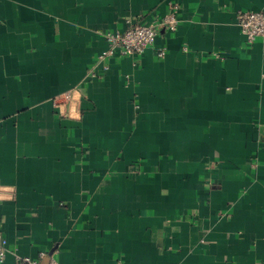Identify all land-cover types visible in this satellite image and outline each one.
Instances as JSON below:
<instances>
[{
    "label": "crops",
    "instance_id": "0c3cea01",
    "mask_svg": "<svg viewBox=\"0 0 264 264\" xmlns=\"http://www.w3.org/2000/svg\"><path fill=\"white\" fill-rule=\"evenodd\" d=\"M172 4L176 31L104 68L108 31ZM240 9L264 0H0L6 264H264V37Z\"/></svg>",
    "mask_w": 264,
    "mask_h": 264
},
{
    "label": "built area",
    "instance_id": "2783aa9c",
    "mask_svg": "<svg viewBox=\"0 0 264 264\" xmlns=\"http://www.w3.org/2000/svg\"><path fill=\"white\" fill-rule=\"evenodd\" d=\"M179 6L172 4L168 12L162 17L154 20L152 23L145 21L127 20V26L123 31H108L106 33L107 46L99 55V62H103L105 69H108L107 60L114 56H139L142 55L148 47L154 44L161 28L169 31H176L179 25L178 17ZM237 23L246 36L249 44L255 42L259 37H264V10H243L237 12ZM160 56L164 51L160 50ZM97 71H91L88 75L91 79L98 77ZM80 88L67 91L62 95L55 97L56 106L62 107L66 102H76L77 94L80 95ZM7 239L0 233V264H6L8 252ZM44 253L41 254L42 258ZM12 264H42L41 259L31 257H18ZM47 264H61L56 259L51 258Z\"/></svg>",
    "mask_w": 264,
    "mask_h": 264
},
{
    "label": "water",
    "instance_id": "95a60500",
    "mask_svg": "<svg viewBox=\"0 0 264 264\" xmlns=\"http://www.w3.org/2000/svg\"><path fill=\"white\" fill-rule=\"evenodd\" d=\"M47 262H48V259H46L42 264H47Z\"/></svg>",
    "mask_w": 264,
    "mask_h": 264
}]
</instances>
